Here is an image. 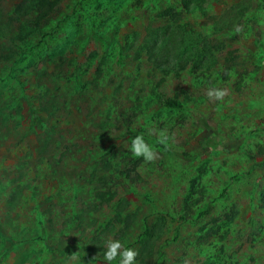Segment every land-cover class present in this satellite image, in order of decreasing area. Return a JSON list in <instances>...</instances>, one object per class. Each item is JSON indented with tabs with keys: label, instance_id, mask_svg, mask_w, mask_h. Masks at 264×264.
I'll return each instance as SVG.
<instances>
[{
	"label": "rangeland",
	"instance_id": "1",
	"mask_svg": "<svg viewBox=\"0 0 264 264\" xmlns=\"http://www.w3.org/2000/svg\"><path fill=\"white\" fill-rule=\"evenodd\" d=\"M36 2L0 0V264H264V0Z\"/></svg>",
	"mask_w": 264,
	"mask_h": 264
},
{
	"label": "clouds",
	"instance_id": "2",
	"mask_svg": "<svg viewBox=\"0 0 264 264\" xmlns=\"http://www.w3.org/2000/svg\"><path fill=\"white\" fill-rule=\"evenodd\" d=\"M228 94L226 89L212 87L209 88L207 96L209 100L217 102L223 101L224 97ZM169 137L161 132L160 142L167 143ZM129 151L134 158L142 159L146 164L153 162L156 159L157 153L150 143H148L143 135H136L130 141ZM104 260L107 264H113V261L118 260V264H137L136 257L138 252L125 244L119 239H108L104 244ZM71 260L78 259V252L69 256ZM95 259V258H94Z\"/></svg>",
	"mask_w": 264,
	"mask_h": 264
},
{
	"label": "trees",
	"instance_id": "3",
	"mask_svg": "<svg viewBox=\"0 0 264 264\" xmlns=\"http://www.w3.org/2000/svg\"><path fill=\"white\" fill-rule=\"evenodd\" d=\"M60 0H37L35 4V18L31 24L36 28H41L42 25L49 19L53 7L58 4ZM166 105L171 108H178L180 104L174 100L166 101ZM36 125L40 124L39 119H35ZM0 237L3 245V255L6 256L16 246L17 241L13 239L2 227L0 226Z\"/></svg>",
	"mask_w": 264,
	"mask_h": 264
}]
</instances>
